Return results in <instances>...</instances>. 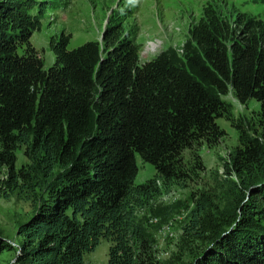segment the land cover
I'll list each match as a JSON object with an SVG mask.
<instances>
[{"label": "trees", "instance_id": "16d2710c", "mask_svg": "<svg viewBox=\"0 0 264 264\" xmlns=\"http://www.w3.org/2000/svg\"><path fill=\"white\" fill-rule=\"evenodd\" d=\"M31 5L0 0L2 192L32 178L44 184L16 227L12 262L83 264L100 238L109 242L104 264L182 262L156 260L136 210L171 185L187 186L194 168H202L198 144L212 146L223 136L215 119L225 117L229 91L239 104L257 101L264 118V20L241 14L240 30L229 35L227 23L205 8L178 49L168 46L143 63L119 20H108L100 42L67 49L68 36L51 39L54 60L44 69L29 43L42 7L33 15ZM236 127L240 144L223 162L225 180L235 186L231 174L247 178L240 182L251 195L190 264H264V137ZM17 146L29 163L15 169ZM135 155L155 174L134 185ZM190 197L182 235L198 236L201 215L215 205L211 194ZM11 249L0 238V253Z\"/></svg>", "mask_w": 264, "mask_h": 264}, {"label": "rangeland", "instance_id": "374dc122", "mask_svg": "<svg viewBox=\"0 0 264 264\" xmlns=\"http://www.w3.org/2000/svg\"><path fill=\"white\" fill-rule=\"evenodd\" d=\"M41 1L44 4L39 29L33 31L29 43L44 69L54 60L49 47L51 39L55 41L60 35L68 36L67 49L86 41L100 42L101 32L108 20H119L123 32H127L138 46V63L152 59L168 46L178 49L205 8L213 9L227 23L229 35H236L240 30L241 14L264 20V4L259 0H25L32 2L31 14L37 13ZM22 49L18 52L21 53ZM223 99L228 104L227 113L225 117L216 118L215 122L224 134L212 146L202 142L198 144L202 168H194L198 172L191 175L187 186L171 185L136 210V221L151 242L156 260L161 263L174 257L182 260L174 264H190L196 255L211 245L213 236L232 221L231 209L236 210L238 203L251 195L250 186L241 185L247 178H236L231 174L229 179L235 182V186L225 180L223 162L231 149L240 144L236 126L240 124V129L250 136L258 134L264 137V118L259 117L258 102L253 99L244 105L239 104L230 91ZM189 154L185 150L183 158L188 165H192L193 159ZM14 155L15 169L29 163L23 155L22 146L16 147ZM135 164L134 185L154 176L153 166L142 161L138 155H135ZM4 177L5 173L0 169V238L12 249L0 253V264H14L12 260L19 241L16 227L31 215L44 184L34 185L32 178L24 187H17L5 196L2 192L5 188L1 184ZM190 192L194 195L201 192L211 194L215 205L201 215L198 236L196 233L194 236L182 235V227L187 223L193 206ZM108 246L109 242L100 238L93 250L83 253V264H104Z\"/></svg>", "mask_w": 264, "mask_h": 264}]
</instances>
